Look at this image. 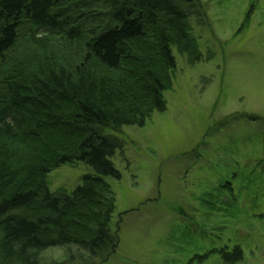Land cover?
I'll return each mask as SVG.
<instances>
[{
    "label": "trees",
    "instance_id": "obj_1",
    "mask_svg": "<svg viewBox=\"0 0 264 264\" xmlns=\"http://www.w3.org/2000/svg\"><path fill=\"white\" fill-rule=\"evenodd\" d=\"M197 13L202 0H0V264L116 255L106 178L122 180L112 159L125 143L115 134L167 110L175 48L195 55L192 65L203 61ZM77 164L95 175L53 193L49 175ZM218 254L244 259L240 245Z\"/></svg>",
    "mask_w": 264,
    "mask_h": 264
},
{
    "label": "rangeland",
    "instance_id": "obj_2",
    "mask_svg": "<svg viewBox=\"0 0 264 264\" xmlns=\"http://www.w3.org/2000/svg\"><path fill=\"white\" fill-rule=\"evenodd\" d=\"M202 3L191 24L203 61L175 48L167 110L114 133L120 246L105 264H227L218 251L237 245V264H264V0ZM92 175L65 166L48 184L70 194Z\"/></svg>",
    "mask_w": 264,
    "mask_h": 264
}]
</instances>
